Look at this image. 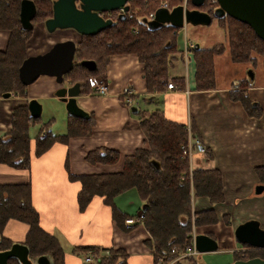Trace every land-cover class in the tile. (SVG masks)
Wrapping results in <instances>:
<instances>
[{
	"label": "trees",
	"instance_id": "trees-1",
	"mask_svg": "<svg viewBox=\"0 0 264 264\" xmlns=\"http://www.w3.org/2000/svg\"><path fill=\"white\" fill-rule=\"evenodd\" d=\"M22 1L0 0V30H6L10 34L8 47L0 50L1 97L12 93L27 97V86L20 80L19 67L28 57V43L33 34L34 23L45 22L53 16L54 0H31L36 5V14L32 20L33 27L26 29L20 20ZM145 1L129 0V3L141 6ZM153 1L147 0L148 4ZM217 4L216 0H205L199 8L209 12L214 20L217 18L214 15ZM227 16L218 19L219 26L228 37V47L217 43L208 48L198 45L193 50L195 88L198 90L217 88L214 57L227 50L232 62L257 65L261 58L264 66V40L259 38L249 24ZM112 22L96 34L82 36L77 44L76 65L65 75V79L71 84L81 82L83 90L94 93L95 89L89 84L90 75L104 73L114 56L134 54L143 65L147 91L155 93L167 90L170 70L174 66L170 55L180 52L176 40L178 28L164 25L151 29L131 18L117 17ZM137 25L140 27H136ZM136 28H139L138 33L134 32ZM83 60H94L96 69L89 70L82 66L80 62ZM170 79L180 88H185L186 77ZM251 85V80L247 78L234 82L230 90L231 99L241 102L251 117L261 118L262 106L249 97L248 89ZM139 121L147 146L126 155L121 171L77 175L69 170L68 159L65 166L69 179L81 184L77 194L80 211H85L95 197H101L111 207L113 219L122 230L129 229L125 223L129 214L117 206L115 199L121 194L136 191L142 204H147V208L142 209L143 225L149 233L145 244L153 250L155 263L162 261L163 264H168L175 259L173 248L192 245L193 227L215 238L210 229L219 223V217L213 208L195 212L192 196L208 198L212 205L224 202L223 177L217 168L191 169L189 160L183 157L182 146L187 144L190 136L193 139L200 138L195 123L189 129L186 124L170 120L160 109L139 112ZM52 124L53 119L34 118L28 103L16 106L11 114L10 130L0 135V164L15 169H30L33 158L44 155L55 143L68 145L71 138L91 136L95 123L93 116L82 119L68 114L65 132H54ZM35 126L38 129L32 135L31 131ZM209 157L212 156L209 154ZM85 159L91 164L112 165L119 162L121 153L102 146L90 151ZM257 173L261 184H264V166L258 167ZM12 218L29 225L24 243L30 250V258L46 255L51 264H66V252L60 240L41 224L40 213L33 202L31 183H0V233ZM225 219L227 220V216ZM12 243L9 238L2 236L0 244L3 247L7 249ZM74 252L83 257L87 254L94 255V264H129V253L124 248L84 245L74 247ZM240 257L264 258V250L250 251L244 255L235 253V259ZM9 264L21 262L13 257ZM83 264L88 263L84 261Z\"/></svg>",
	"mask_w": 264,
	"mask_h": 264
},
{
	"label": "crops",
	"instance_id": "crops-1",
	"mask_svg": "<svg viewBox=\"0 0 264 264\" xmlns=\"http://www.w3.org/2000/svg\"><path fill=\"white\" fill-rule=\"evenodd\" d=\"M34 28L36 37L34 35L28 43V56L44 53L58 41H75L77 36L76 31L66 30L67 35H59L49 41L53 33L47 32L45 23L36 24ZM40 35L47 38L44 44ZM9 36L8 31L0 30V50L8 47ZM38 47L41 49L32 50ZM175 64L170 70V78L178 77L172 73ZM187 69V72L179 75L186 77L184 89L177 86L175 90L150 93L138 58L131 54L114 56L107 70L98 76L108 81L109 93L101 95L83 90L78 97V104L93 116L95 124L91 136L71 138L68 145L55 143L44 155L33 158L30 169H15L0 164V183H31L33 202L40 213L42 226L56 235L63 247L72 249L66 251L64 248L66 264L84 263L83 258L74 252V247L84 245L124 248L129 253V264H163L162 261L155 263L153 250L145 244L149 233L144 225L120 229L113 219L111 207L101 197H95L85 211H80L77 194L81 184L69 179L65 166L68 159L69 170L77 175L121 171L126 155L147 146L140 127L141 111L160 109L170 120L186 124L189 129L192 123L197 126L199 139L212 157L193 154L189 162L191 169L217 168L223 177L225 202L215 206L219 223L210 229L219 242L218 250L227 246L232 248L234 243H238L233 239L234 231L242 222L256 219L264 228V191L260 194L255 192L256 186L261 184L257 168L264 166V82H252L248 89L250 99L259 102L263 109L261 118H254L241 102L231 99L230 90L237 80L223 84L218 82L215 89L198 90L191 78V63ZM65 85L71 83L67 80ZM61 86L55 77L44 75L27 86L25 98L14 93L10 97L0 96V135L10 130L13 109L31 99H37L42 104V112L47 111L43 120L53 119V111L67 116L69 113L65 102L56 96ZM127 90L133 93L130 103L124 98ZM133 106L138 109L135 113ZM102 146L118 150L121 153L119 162L112 165L91 164L85 159L90 151ZM126 197L135 200L130 201V205L138 201L142 204L136 191L132 190L116 197L117 206L129 217L136 216L142 209L134 214L129 213V206L125 207L128 204H124ZM196 201L195 211L208 209L211 205L207 198H197ZM227 213L232 214V225L223 222L222 217ZM11 223L18 230H24L25 237L26 224L13 220L9 225ZM10 237L15 242L20 241ZM234 252L239 253L238 250ZM230 262L233 259L224 264Z\"/></svg>",
	"mask_w": 264,
	"mask_h": 264
},
{
	"label": "water",
	"instance_id": "water-1",
	"mask_svg": "<svg viewBox=\"0 0 264 264\" xmlns=\"http://www.w3.org/2000/svg\"><path fill=\"white\" fill-rule=\"evenodd\" d=\"M205 0H191L195 8H188L180 4L172 7H160L155 12V18L147 21V26L157 29L164 25H172L178 29L183 28L186 23L194 25H208L213 21V16L199 7ZM218 7L214 15L220 18L229 15L237 20L249 24L255 33L264 40V0H216ZM128 0H54L53 16L45 21L49 32L57 29H74L81 36L93 35L113 22L105 20L100 13L118 10L124 7L130 10ZM36 14V5L31 0L21 2L20 20L24 28L33 27V18ZM125 19V16H121ZM198 46V45H197ZM77 42L72 39L58 41L49 50L37 55H30L23 60L19 67L21 82L28 86L35 82L40 76L55 77L59 84H64L65 75L75 66ZM80 64L89 70H95L97 64L94 60H83ZM252 77L254 73H251ZM83 93L81 82L73 85H63L56 91V96L65 102V107L70 115L82 119H90L91 115L78 104V97ZM5 94L4 97H10ZM28 108L34 118L41 117L43 106L37 99L28 102ZM132 111H138L133 106ZM264 191V184L256 186V194ZM147 204L142 209L145 210ZM235 239L239 244L264 250V228L256 219L240 223L234 231ZM195 245L200 253L214 252L219 248L217 239L205 233L195 236ZM17 258L21 264H33L30 258V250L25 243L15 242L7 249L0 251V264H9L11 258ZM38 264H51L46 255L38 258ZM205 264V263H199ZM230 264H264V258L252 257L248 259H237Z\"/></svg>",
	"mask_w": 264,
	"mask_h": 264
},
{
	"label": "rangeland",
	"instance_id": "rangeland-1",
	"mask_svg": "<svg viewBox=\"0 0 264 264\" xmlns=\"http://www.w3.org/2000/svg\"><path fill=\"white\" fill-rule=\"evenodd\" d=\"M163 2H168L171 8L174 7L175 5L177 6L180 4H183L186 7L191 8V9L193 8L191 0H187L186 3H185V0H154L150 4H148V2L146 0L145 4H142L141 6L139 4L138 5L136 4L137 6L135 4L133 5L134 2L133 3L128 2L127 4L130 6V11L134 16V18H132V19H134L140 23V22H142V21H140L141 17H144L146 15H149L151 12L156 11V9H158L160 7L161 3H163ZM208 2L209 1H207V3ZM227 17L229 18V15ZM137 22H136V24H138ZM40 23H45V22L44 21H38V22L34 23V27L36 24H40ZM136 27H140V26L137 25ZM66 30H72V29H57L53 32H49L47 30L48 33H53V34H51V36H50L51 38L49 39V41L54 40L55 37H57L59 35H61V36L65 35V34L67 35ZM134 30H135L134 31L135 33H138V32H136V30L138 31L139 28H136ZM56 31H59V32H56ZM177 31H178V34H177L176 40H177V47H178V50L180 52H176L175 54L173 53L170 55L172 57L173 64L176 63L175 68L172 70V73H174L175 76H179L181 74L183 75V73L187 72V70H188L187 65L189 63H191L192 70H193L191 78L194 81V86H196L195 85V71H196V69H195V60H194V52H193V50L196 47L193 48L192 50L187 51L186 50V44H185L186 40L191 41V42H195L196 45H199L202 48L212 47V46L216 45L217 43H223L224 45H226L228 47V45H229L228 37H227L225 31L219 26V19L218 18H214L212 23L208 24V25H194L192 23H186L183 28L177 29ZM34 33H35V31L33 30L32 37L35 35ZM75 34H77V36L74 39L77 43H79L82 36L78 33H75ZM35 37H36V35H35ZM39 37H41V35ZM41 39H43L42 41H44L43 44L45 43V41H47L46 40L47 38L41 37ZM38 49H41V48L40 47L34 48V49L32 48V50H34V51H36ZM228 51L229 50L225 51L224 53L220 54L219 56L214 57L216 80H218L217 83L219 82V83L223 84V82H228L229 80H231V81L232 80H238L241 78V76H245L244 77L245 79L246 78L250 79L251 82H253V83L264 82V66L262 64V61L260 60L261 58H259V62L257 65H253L251 63H248V64L247 63H236V62L232 63L230 52H228ZM126 55H128V54H126ZM131 55H134V54H131ZM216 58H218V59H216ZM182 59H184V60H182ZM181 60L184 62H182ZM262 67H263V69H261ZM142 68H143V65H142ZM251 73H254L253 77H252ZM99 74L101 75V73H99ZM99 74L90 75L89 79L91 77H98ZM169 80H170V78H169ZM105 81H107V80H105ZM48 105H49V102L47 103V106ZM56 105H59L58 102H56ZM45 114H47V111H45V113H44V111L42 112V119L43 118L46 119ZM52 116H53V124L51 127L52 130L56 133L65 132L67 129L68 115L64 116L60 113L57 114L56 112L53 111ZM37 129H38V126H35L32 128V131H31L32 135H35ZM206 155H209V154H206ZM130 198L131 197L125 198L126 201L124 202V204L125 203L128 204L125 207L129 206V210H128V211H130L129 213H132V214L137 213V211L139 209H142L143 204H141L138 201L137 204H134V205L131 204L130 205V201H135L134 199H130ZM196 199H197V197L192 196V203H193V210L194 211H195V203L197 202ZM201 199H205V198L201 197ZM224 202H222V203H224ZM218 204H216V205H218ZM211 205L208 209L213 208L215 210L216 205H212V206ZM200 210H202V209H200ZM215 212H216V210H215ZM216 214H217V212H216ZM225 216H227V220L225 219ZM222 218H223V222L225 220V222H224L225 225H232V222H231L232 214L231 213L224 214ZM12 220L26 224V226H27L26 235H27L29 225L25 222H22L18 219H14V218L10 219L7 222V224H6V226L3 229L1 234L4 237L9 238L12 242H15V240H13V238H11L10 235L14 238L20 239L19 242L24 243L26 235L24 237L23 234L25 231L24 230H18L17 228L14 227V225L12 223L9 225V223ZM7 227H8V230H7ZM198 233H201V232H199L196 227H193V236L195 234H198ZM233 239L235 240V236ZM16 242H18V241H16ZM240 246H241L240 244L234 243V246L232 248H229V246H227L226 249L224 247H221L219 250L214 251V252L199 253L195 257H189V258H193L194 259L193 261L190 260L189 258H187V259L179 260L178 262L173 263V264H199V263H201V261L205 264H224L228 260L231 261L233 259V261H234V256H235L234 251L239 250ZM64 248L66 249V251L72 250L69 247H64ZM241 248H244L243 245L241 246ZM177 249H179V248H177ZM257 250L258 249L248 251V250H245V248H244V251L243 252L239 251V253L247 254L250 251H257ZM80 257L83 258V261H84V257L81 255H80ZM38 258L39 257H34V258L31 257L33 264H38ZM239 259H244V257H240ZM161 263H163V262H161ZM230 263H228V264H230Z\"/></svg>",
	"mask_w": 264,
	"mask_h": 264
},
{
	"label": "built area",
	"instance_id": "built-area-1",
	"mask_svg": "<svg viewBox=\"0 0 264 264\" xmlns=\"http://www.w3.org/2000/svg\"><path fill=\"white\" fill-rule=\"evenodd\" d=\"M186 2H187V0H185V3ZM160 7H166V8L171 9L168 2L161 3ZM117 12L119 14V17L125 16V18H131V19L134 18L131 11L130 10L126 11L124 9V7H121ZM155 12L156 11H153L149 15L141 17L140 21H142V23L147 25L148 20L150 21V20H153L155 18ZM136 32H138V31L136 30ZM177 34H178V31H177ZM185 44H186V50L187 51L192 50L193 48H195L197 46L195 44V42H191L188 40H186ZM89 84L93 89H95V92L97 94L105 95V94H108L110 91L108 82L99 78V77H91L89 79ZM167 87L170 90H175L178 88L176 83L172 79L169 80ZM124 95L127 97L128 103H130V101H132V98H131L133 95L132 91L127 90L124 93ZM195 153L206 155V154H208V149L200 139L190 138L189 141L187 142V144L182 146V155L184 158H188L189 162H190V158ZM143 220H144V213H143V211H141L136 216H130V217L126 218L125 223L129 227H133V226H136L138 224H143ZM195 236H196V234L193 236V241H192L191 246H186L185 248H181V249H177V248L172 249V254L175 255V259L173 261H171L169 264L176 263L179 260L187 259L189 257H195L200 253L197 250L196 245H195ZM238 251L243 252L244 250L240 249ZM84 261L88 264H94L96 262V258L92 254H87L84 257Z\"/></svg>",
	"mask_w": 264,
	"mask_h": 264
},
{
	"label": "flooded vegetation",
	"instance_id": "flooded-vegetation-1",
	"mask_svg": "<svg viewBox=\"0 0 264 264\" xmlns=\"http://www.w3.org/2000/svg\"><path fill=\"white\" fill-rule=\"evenodd\" d=\"M128 2H129V0H128ZM127 2V3H128ZM218 3V2H217ZM218 5L219 4H217V6L215 7V9L218 7ZM130 7V6H129ZM195 8V7H194ZM119 10V9H118ZM118 10H114V11H106V12H101L100 13V15L105 19V20H108V19H111L112 21L114 20V18H119V14H118ZM46 26V25H45ZM72 30H74V29H72ZM74 31H76V30H74ZM77 32V31H76ZM78 33V32H77ZM79 34V33H78ZM78 44V43H77ZM75 60H76V56H75ZM75 65H76V62H75ZM65 78V77H64ZM67 82V80L65 79V82H64V84L63 85H65V83ZM71 85H73V84H71ZM2 234L0 233V242H1V239H2ZM13 243H15V242H13ZM12 243V244H13ZM241 246H242V244H240ZM12 246V245H11ZM10 246V247H11ZM241 246H240V248H241ZM10 247H8L7 249H9ZM243 247L245 248V250H255V248H252V247H250V246H248V245H246V246H244L243 245ZM244 248H241V249H243L244 250ZM5 247H3L1 244H0V251H3V250H7ZM258 250H260V249H258ZM242 255H244V254H242ZM245 259V258H244ZM235 260H237V259H235ZM234 260V261H235Z\"/></svg>",
	"mask_w": 264,
	"mask_h": 264
}]
</instances>
